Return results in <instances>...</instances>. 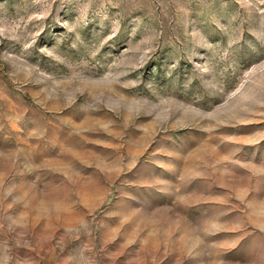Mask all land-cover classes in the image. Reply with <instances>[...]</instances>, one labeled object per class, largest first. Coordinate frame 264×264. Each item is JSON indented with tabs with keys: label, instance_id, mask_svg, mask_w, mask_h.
<instances>
[{
	"label": "rangeland",
	"instance_id": "rangeland-1",
	"mask_svg": "<svg viewBox=\"0 0 264 264\" xmlns=\"http://www.w3.org/2000/svg\"><path fill=\"white\" fill-rule=\"evenodd\" d=\"M0 264H264V0H0Z\"/></svg>",
	"mask_w": 264,
	"mask_h": 264
}]
</instances>
